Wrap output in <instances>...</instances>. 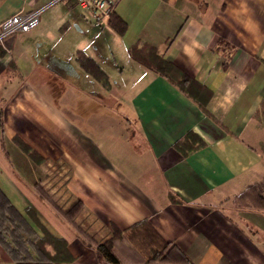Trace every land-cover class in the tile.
Here are the masks:
<instances>
[{"label": "crops", "instance_id": "0c3cea01", "mask_svg": "<svg viewBox=\"0 0 264 264\" xmlns=\"http://www.w3.org/2000/svg\"><path fill=\"white\" fill-rule=\"evenodd\" d=\"M50 1L0 0V23ZM115 13L127 23L124 35L85 16L76 0H59L35 28L0 45L5 148L15 163L2 149L0 126V189L40 235L41 223L66 239L74 259L64 264H100L81 231L103 241L113 225L145 218L193 264H264V210L234 201L264 181V124L255 119L264 97V0H120ZM135 44L155 46L210 88L206 110L135 60ZM79 50L108 74L110 87L97 79L80 87L93 104L77 106L73 118L63 104L67 91L58 93L50 76L79 86L77 76L89 75ZM113 74L121 80L112 82ZM101 103L112 111L116 104L119 119L99 122L84 112H98ZM190 130L206 144L183 155L175 143ZM14 136L38 150L43 164ZM58 164V176L68 171L65 183L50 180L43 188L65 209L83 201L74 223L35 190Z\"/></svg>", "mask_w": 264, "mask_h": 264}, {"label": "trees", "instance_id": "16d2710c", "mask_svg": "<svg viewBox=\"0 0 264 264\" xmlns=\"http://www.w3.org/2000/svg\"><path fill=\"white\" fill-rule=\"evenodd\" d=\"M110 24L119 34H125L127 23L120 15L114 13ZM129 51L135 60L167 77L206 110L213 95L210 88L168 60L155 46L135 44ZM77 61L89 75L102 82L105 87H110L108 74L94 59L79 50ZM13 66L10 63L11 69ZM255 118L264 122V97L255 112ZM0 126L3 135L2 149L9 160V154L5 150L2 104ZM13 141L33 161L37 163L45 161L44 156L20 136H14ZM205 144V140L199 134L190 130L175 143V147L183 155H187ZM169 196L172 201L178 200L172 193H169ZM234 201L241 207L264 210V181L250 184L235 196ZM83 209V201L77 199L64 212V216L74 223ZM39 225L43 231L42 235L0 189V264H64L73 261L74 256L69 250L66 239L56 236L41 223ZM81 233L86 234L83 231ZM87 239L88 245L95 248L100 261L109 264H125L122 249L131 251L129 252L131 258L138 260V264H193L186 252L176 242L166 240L148 218L126 228L113 225L111 236L103 241H97L92 236ZM128 242L130 246L126 244Z\"/></svg>", "mask_w": 264, "mask_h": 264}, {"label": "rangeland", "instance_id": "374dc122", "mask_svg": "<svg viewBox=\"0 0 264 264\" xmlns=\"http://www.w3.org/2000/svg\"><path fill=\"white\" fill-rule=\"evenodd\" d=\"M105 56H106V58H107V56L109 58V59L107 58V60H108L107 61L108 66L107 67H109L111 70L114 69V71H115L116 70V66L114 65L115 61H114V58L112 57V54L108 51V49L106 50ZM83 74H85V73H83ZM84 76H86V77L85 78L84 77L81 78V76H77V78L75 79L79 86H70V85L66 84L65 81L60 80L58 77L52 76V75L50 76V79L54 82L53 84L56 85L57 87H59L58 88L59 90L57 91L58 93L60 92V90L61 91H64V90L67 91L68 95H67L66 98H64L63 104L66 102V105H68L71 108L70 109L69 107H67V109H68L67 111H68V115L70 117H73V118L75 117L74 110L77 108V106H83V108H84V106H88V107L91 108V105L93 104L92 100H91L92 98L89 95L83 94L81 92L82 90L80 89V87L83 88V89L84 88H88V86L90 84H92V85L97 84V81H96V79L92 78L90 75H84ZM86 78H88L89 81ZM111 80H112V82L115 81V83H117L119 80H121V78H118L115 74H113L111 76ZM91 82H93V83H91ZM1 93L2 92H0V98L2 97ZM83 95L85 97H83ZM57 99H58L57 101L61 100V98H57ZM106 106H108V104L104 105V104L101 103V105L98 106V108H99L98 112H96L94 114L91 113V109H88L89 111L85 110L84 112H89L90 117H93L94 120L96 119L99 122L117 121L119 119V113L117 112L119 107L116 104L114 106L110 105L115 110V111L114 110L112 111L111 108H107L106 109ZM255 119H257V118H255ZM75 120H76V118H75ZM257 120L264 124V122L262 120H260V119H257ZM5 150H6V148H5ZM9 160H12V158H10V155H9ZM33 162L36 165H42L44 161L41 162V163H37L35 161H33ZM12 163H14L13 160H12ZM59 169H60V164H58L57 166H54L52 172L48 175V177L46 176L44 178H39V180L36 183L35 190L37 191V194L42 199H45V201H48L53 206L57 207L61 211L63 216H64V212H66L72 205L69 208L65 209L64 205L63 206L60 205V200L61 199H60V197H58L57 194L49 192V190L47 188H43L45 185H48V183H50V182H52L54 184L55 183H62V184L65 183L66 179H64V176L68 173V171H67V173H64L63 176H58L57 173H58ZM64 200H65V198H64ZM82 236H83L84 242L86 244H88L87 243V240H88L87 237H90L91 235L86 233V234H82ZM126 244L128 246H130L129 242L126 243ZM90 247L95 250V248L93 246H90ZM121 252L124 254V263L125 264H138V260H136L135 258H131V256H130L131 254L129 253L131 251L128 252V250H123L122 249ZM127 252L129 253V255H128ZM99 261H100V259H99ZM100 264H109V263L100 261Z\"/></svg>", "mask_w": 264, "mask_h": 264}, {"label": "built area", "instance_id": "2783aa9c", "mask_svg": "<svg viewBox=\"0 0 264 264\" xmlns=\"http://www.w3.org/2000/svg\"><path fill=\"white\" fill-rule=\"evenodd\" d=\"M59 0H51L43 7L35 10L21 9L0 23V44H4L8 37L18 32H27L35 28L40 21L42 12ZM85 13L100 25H108L115 13L120 0H76Z\"/></svg>", "mask_w": 264, "mask_h": 264}]
</instances>
